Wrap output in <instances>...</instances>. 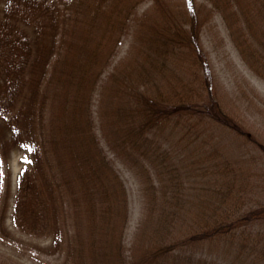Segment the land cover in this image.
<instances>
[{
    "label": "trees",
    "instance_id": "obj_1",
    "mask_svg": "<svg viewBox=\"0 0 264 264\" xmlns=\"http://www.w3.org/2000/svg\"><path fill=\"white\" fill-rule=\"evenodd\" d=\"M142 2L152 3L151 19L142 18L149 9L138 14ZM261 2L4 0L0 11V72L4 71L6 88L0 83V102L5 101L1 109L7 115L13 113L3 122L11 136L0 145L2 150L14 145L24 129L37 128L31 148L40 170L43 165L37 159L50 152L44 145V138L49 137L51 153L64 148L73 167L83 163L92 174L103 173L98 175L101 178L94 175L98 185L105 181V186L94 191L103 199L86 192L91 200L85 208L92 217L89 245L93 258L100 256L106 264H134L122 248L123 226L116 227L126 220L125 186L115 173L106 176L111 166L93 114L97 95L104 93L100 103L110 108V116L130 122L141 117L143 125L157 128L168 125L180 132L186 146L191 142L198 146V154L190 162L166 170L164 181L159 183L161 202L152 196L145 205L144 223L153 226L158 240L176 235L169 244L155 243L152 257L183 247L185 252L208 242L219 245L225 258L233 253L231 262L224 264H264V228L257 227L261 220L264 222V200H249L245 188L236 183L239 167L222 153L217 160L219 152L208 140L190 134L192 124H198L194 118L205 116L257 142L238 124V113L215 98L213 75L200 35L208 17L217 16L245 65L264 81V0ZM129 34L128 53L114 63L121 39ZM22 81L33 100L42 94L38 107L32 104L27 110H16L15 103L6 100ZM49 93L53 94L50 99ZM111 98L116 104L109 106ZM120 98L124 106L117 102ZM131 100L139 101L140 106L133 107L137 104ZM207 146L205 155L201 154ZM144 157L148 158L146 153ZM112 181L116 190L110 185ZM23 189L16 190L12 222L22 232L38 235L48 230L43 220L48 205L44 198L35 196L32 201L38 210L33 205L26 208ZM51 229L58 244L61 230L58 226ZM169 256L191 264L189 256Z\"/></svg>",
    "mask_w": 264,
    "mask_h": 264
},
{
    "label": "rangeland",
    "instance_id": "obj_2",
    "mask_svg": "<svg viewBox=\"0 0 264 264\" xmlns=\"http://www.w3.org/2000/svg\"><path fill=\"white\" fill-rule=\"evenodd\" d=\"M162 1L168 4L185 0ZM196 1L199 3L201 0ZM261 1L263 0H257L260 4ZM3 3L4 0H0V11L4 6ZM151 6V2L140 3L137 7L138 14L141 15L149 9V13L142 18L151 19V15L154 14ZM208 18L201 32L200 42L212 71L213 87L216 89L215 98L238 113V124H241L243 130H246L248 135H252L257 142L249 141L245 135H237L223 123L205 116L194 118L198 124H192L190 134L197 139L208 140L209 145L219 152L217 160L222 158L221 153L232 160L240 169L239 180L236 183L245 188L249 200L259 202L260 199L264 200V156H260L264 149V81L245 65L220 19L217 16ZM131 39L130 34L123 36L114 63L128 53ZM4 79V71H1L0 83L6 88ZM15 88L13 93L10 92V98L6 100H12L16 110L21 108L27 110L32 104L37 107L40 105L43 98L40 92L33 100L27 93L25 82L22 81L21 86L18 83ZM47 95L49 99L53 96L52 93ZM104 95V93L97 95L99 98L93 103V114L97 135L100 136L111 166L108 173L105 172L106 176L115 173L125 186L126 220L123 225L119 221L116 227L123 226L122 248L128 259L134 264H186L185 261L169 256L174 253L189 256L191 264H201L199 262L201 260H205V264L231 262L233 253L229 258H225L219 245L208 242L185 252H182V249H186L183 247L152 257L155 243L169 244L168 240L176 235L168 234L158 240L154 236L153 226L144 223L145 205L152 196H155L159 203L161 202L159 183L164 181L166 170L175 164L180 166L182 163L190 162L194 155L198 154L196 151L198 146L194 144L195 142L186 146L180 132L177 129L171 130L168 125L157 128V125H143L140 122L141 117L130 122L125 118L110 116V108L100 103ZM113 99L116 102L114 97ZM122 101L123 98H120L117 102L122 104ZM4 102H0L2 145L11 136V130L3 122L13 113L7 115V112L1 109L5 108ZM111 102L112 98L108 102L109 106L116 104ZM130 102L137 104L133 107L140 106L139 101ZM47 114L48 116L51 114L49 109ZM36 133L38 134L37 128L24 129L19 137L20 140L18 142L16 140L14 145L6 146L3 150L0 145V262L106 264L100 256L97 259L93 258V253L90 252L89 228L92 217L85 208L91 201L86 198V192H92L94 198L103 199L101 193L94 192L95 187L99 190L100 187L105 186V181L100 182L99 185L95 181L96 176L101 178L99 176L103 173L95 172L96 176H94L95 174L88 171L83 163L73 167L64 148L58 147L51 153L49 137L44 138V145L50 152L37 159L43 165L40 170V164L34 159L31 148V140L32 137H36ZM210 146L201 149V154H204ZM145 153L148 158L144 157ZM164 153L169 159L166 157L163 159ZM214 159L215 157L212 160L207 159L205 164L213 162ZM110 185L116 190L114 181L110 182ZM21 187L26 191V200H22L26 208L33 205L38 210L39 207L34 204L35 201H32L35 196L41 200L44 198L43 202L48 205L46 217L43 219L48 230H40L38 235L24 233L12 222L13 200L16 190ZM51 226L53 228L58 226L61 230L58 244H55ZM257 227L264 228V222L261 220ZM191 245L194 246V243ZM199 257L201 259H198Z\"/></svg>",
    "mask_w": 264,
    "mask_h": 264
}]
</instances>
